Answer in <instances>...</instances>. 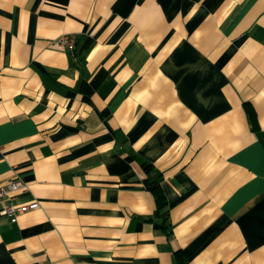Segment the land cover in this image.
<instances>
[{
	"label": "crops",
	"instance_id": "crops-1",
	"mask_svg": "<svg viewBox=\"0 0 264 264\" xmlns=\"http://www.w3.org/2000/svg\"><path fill=\"white\" fill-rule=\"evenodd\" d=\"M9 179L0 264H264V0H0Z\"/></svg>",
	"mask_w": 264,
	"mask_h": 264
},
{
	"label": "built area",
	"instance_id": "built-area-1",
	"mask_svg": "<svg viewBox=\"0 0 264 264\" xmlns=\"http://www.w3.org/2000/svg\"><path fill=\"white\" fill-rule=\"evenodd\" d=\"M57 48L66 50L69 52H73L75 49V39L74 36L70 33L61 34L58 36V38L55 41L54 44ZM24 187L23 184H21L18 181L15 180H6L5 182H0V199L1 198H9L11 194L18 189ZM37 206L36 202L15 207V206H6L3 207L0 212L1 213H14L15 211H21L28 208H35Z\"/></svg>",
	"mask_w": 264,
	"mask_h": 264
},
{
	"label": "trees",
	"instance_id": "trees-1",
	"mask_svg": "<svg viewBox=\"0 0 264 264\" xmlns=\"http://www.w3.org/2000/svg\"><path fill=\"white\" fill-rule=\"evenodd\" d=\"M247 109V104H245ZM252 112L248 109V117L250 118L251 122L254 121V118L251 114ZM145 167L148 166V164H143ZM149 190L152 192L154 196V200L156 202V207L158 211L161 214L162 222H163V228L167 232H170V223L168 222V205L166 201V197L164 195V192L160 186V178L157 177L155 180L150 181L149 183ZM180 264H187L184 260H180Z\"/></svg>",
	"mask_w": 264,
	"mask_h": 264
}]
</instances>
